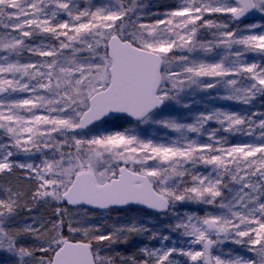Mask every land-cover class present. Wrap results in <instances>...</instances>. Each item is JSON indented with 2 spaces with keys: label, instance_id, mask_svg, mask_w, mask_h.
Here are the masks:
<instances>
[{
  "label": "snow or ice",
  "instance_id": "6c2138e0",
  "mask_svg": "<svg viewBox=\"0 0 264 264\" xmlns=\"http://www.w3.org/2000/svg\"><path fill=\"white\" fill-rule=\"evenodd\" d=\"M0 264H264V0H0Z\"/></svg>",
  "mask_w": 264,
  "mask_h": 264
}]
</instances>
